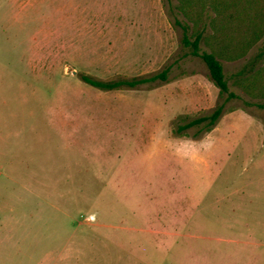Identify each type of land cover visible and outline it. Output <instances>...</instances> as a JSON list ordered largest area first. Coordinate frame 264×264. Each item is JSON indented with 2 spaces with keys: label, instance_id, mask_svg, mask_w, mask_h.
<instances>
[{
  "label": "rangeland",
  "instance_id": "rangeland-1",
  "mask_svg": "<svg viewBox=\"0 0 264 264\" xmlns=\"http://www.w3.org/2000/svg\"><path fill=\"white\" fill-rule=\"evenodd\" d=\"M180 1L82 0L85 15H73L72 25L86 32L47 41L34 32L49 7L0 9V140L20 158L51 165L53 185L41 187L55 199L57 264H256L264 0H252L261 7L256 19L246 13L241 20L234 17L246 11L243 0L229 16H216L226 0H200L211 17L203 18L209 25L201 50L223 63L229 93L183 44L181 24L191 26L192 39L200 28L180 12ZM59 44L76 45L70 53L81 56H42ZM166 69V81L112 91L80 78L142 79ZM219 107L212 128L180 130ZM19 178L37 183L41 170ZM11 194L23 225L33 212L40 219L37 200ZM44 245L19 264H38Z\"/></svg>",
  "mask_w": 264,
  "mask_h": 264
},
{
  "label": "crops",
  "instance_id": "crops-1",
  "mask_svg": "<svg viewBox=\"0 0 264 264\" xmlns=\"http://www.w3.org/2000/svg\"><path fill=\"white\" fill-rule=\"evenodd\" d=\"M81 1L82 0H0V9L9 6L10 9L14 11L24 12L28 9L42 10L45 7H49L48 9L51 10V13L43 15V20L39 23L34 32L38 37L45 35V41H47L51 35L61 37L72 32H76V34L79 35L86 32L87 29L82 28V24L76 23L75 26L80 25L78 31H75L73 29L74 24L72 25L73 15H85ZM69 26L70 28H67ZM99 33L100 35L104 33L103 28L99 30ZM1 40L2 39H0V42ZM74 40H76V38ZM44 47H50V44L46 43ZM70 48L74 49L71 50ZM76 48V45L73 44H59L55 46L54 49L45 50L44 48L41 51L47 52L46 54H42L43 57L81 56L80 54L70 53L76 52ZM0 50H2V47ZM37 56H40V54H37ZM0 120H2V117H0ZM1 137L0 135V139ZM16 153L17 151L15 150L9 151L5 148L3 142L0 140V177L1 171L7 170L10 173V175L7 174L6 179L1 180L0 178V261L3 264H7V260H10V264H19L20 260L23 262L24 258H29L30 255H32L31 249L36 247V244L39 245L42 242L46 243V245L43 247L44 250L38 260V264H57V231L54 218L55 199L50 194L46 195L42 193V187L44 185H53L49 178L51 174L50 171L52 170L50 168L51 165L46 162L44 158L29 154L25 155L24 158H20ZM33 170H41V181L38 180L37 183H34L33 180L31 183L19 178L21 172ZM53 170H55V167H53ZM54 179L55 178H53V183ZM12 191H16L19 197L25 196V198L31 202L33 201V203L37 200L39 206L42 208L38 211L40 219L37 218L36 214L33 212L26 218L28 223L23 225L21 221L18 220L17 216L19 215L15 209V205L10 203L7 199L12 196ZM23 191L24 193H22ZM13 196H15V194ZM256 202L257 210L255 215L258 219L257 234L259 236L255 244L260 248L256 256V264H264V196H262L261 199L257 196ZM33 217L37 219L36 222L34 220V223ZM61 240L62 238L58 241V244L62 243ZM35 242L37 243L35 244ZM24 247L28 248L29 251H27V253L22 251ZM17 258L20 259L17 260Z\"/></svg>",
  "mask_w": 264,
  "mask_h": 264
},
{
  "label": "trees",
  "instance_id": "trees-1",
  "mask_svg": "<svg viewBox=\"0 0 264 264\" xmlns=\"http://www.w3.org/2000/svg\"><path fill=\"white\" fill-rule=\"evenodd\" d=\"M246 3V6L244 9L251 10L252 13L250 14L246 11L242 12L239 8L237 9L238 15L235 18V20H241V18L247 13V19H256L257 18V10H260L261 7H258V5L253 4L252 0H243ZM181 6L179 7L180 12H182L184 15H186L189 19L197 18V26L200 28L198 33L196 34L195 38L192 39L190 37V31L192 30L191 26L187 23L181 24L183 30H184V37H183V44L185 47L191 49V54L195 57L200 58L204 64L207 66L211 79L214 82V84L221 90L222 93H229V85L226 79L224 65L221 62V60L218 58V56L214 52H206L201 50V44L205 38V34L208 29V22H206L203 18L209 17L208 19H211L209 15V10L204 4L203 1L200 0H181L180 1ZM236 3L239 4V1L231 0V1H225L221 7L223 9H217V14H227L230 15V9L232 7H236ZM241 3V2H240ZM257 6V7H255ZM236 9V8H234ZM250 16V17H249ZM169 69L164 70L162 73H159L157 75H154L150 78H142V79H121V80H115V81H103L96 79L94 77H91L86 74L80 75V78L83 82L86 84L104 90V91H112V90H120L123 88H136L138 86L149 84L152 82H156L157 80L161 79L163 81L167 80ZM230 97H235L234 93H230ZM223 113L222 107H219L215 110V112L210 116L201 117L199 119L193 120L186 125L180 127L181 131H184L186 129L192 128L194 126L200 125L202 123H207L208 128H212L220 119L221 115Z\"/></svg>",
  "mask_w": 264,
  "mask_h": 264
}]
</instances>
